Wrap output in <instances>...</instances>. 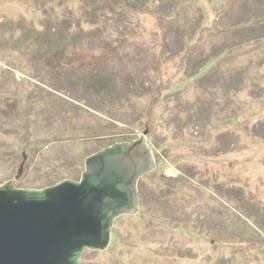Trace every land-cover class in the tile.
Masks as SVG:
<instances>
[{
    "label": "rangeland",
    "instance_id": "rangeland-1",
    "mask_svg": "<svg viewBox=\"0 0 264 264\" xmlns=\"http://www.w3.org/2000/svg\"><path fill=\"white\" fill-rule=\"evenodd\" d=\"M137 1L0 0V187L142 137L139 209L79 264H264V0Z\"/></svg>",
    "mask_w": 264,
    "mask_h": 264
},
{
    "label": "water",
    "instance_id": "water-1",
    "mask_svg": "<svg viewBox=\"0 0 264 264\" xmlns=\"http://www.w3.org/2000/svg\"><path fill=\"white\" fill-rule=\"evenodd\" d=\"M153 168L141 137L88 156L79 181L41 190L1 186L0 264H79L85 250H107L116 219L138 211V180Z\"/></svg>",
    "mask_w": 264,
    "mask_h": 264
},
{
    "label": "trees",
    "instance_id": "trees-1",
    "mask_svg": "<svg viewBox=\"0 0 264 264\" xmlns=\"http://www.w3.org/2000/svg\"><path fill=\"white\" fill-rule=\"evenodd\" d=\"M148 1H151V0H143V1L142 0H138L137 2H139V3L141 2L140 4H138L139 6H145V7H147L148 6ZM245 22H246V24H248L250 22V19L246 20Z\"/></svg>",
    "mask_w": 264,
    "mask_h": 264
}]
</instances>
